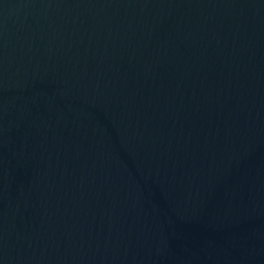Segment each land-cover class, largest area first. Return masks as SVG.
<instances>
[{"label":"water","instance_id":"obj_1","mask_svg":"<svg viewBox=\"0 0 264 264\" xmlns=\"http://www.w3.org/2000/svg\"><path fill=\"white\" fill-rule=\"evenodd\" d=\"M0 264H264V0H0Z\"/></svg>","mask_w":264,"mask_h":264}]
</instances>
